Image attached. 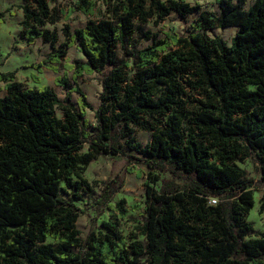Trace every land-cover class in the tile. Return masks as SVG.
Here are the masks:
<instances>
[{
    "label": "trees",
    "instance_id": "obj_1",
    "mask_svg": "<svg viewBox=\"0 0 264 264\" xmlns=\"http://www.w3.org/2000/svg\"><path fill=\"white\" fill-rule=\"evenodd\" d=\"M22 1L17 38L50 46L28 66L57 72L72 45L84 61L63 65L70 78L56 76L61 100L49 86L24 88L15 70L0 71V264H264V235L246 238L253 179L235 163L252 158L264 181V0H215L217 11L185 0H105L102 18L73 30L64 23L57 47L45 25L74 10L90 16L96 1L76 0L66 12L50 7L56 0ZM170 13L197 14L193 30L157 38L143 28ZM227 27L235 28L229 43L198 32ZM142 40L151 43L139 47ZM83 73L100 76L94 125L77 84ZM134 128L151 131V140L141 146ZM104 154L146 169L144 242L126 244L110 220L79 236L83 210L74 199L88 186L79 176ZM165 171L171 179L158 177ZM112 183L98 204L117 191Z\"/></svg>",
    "mask_w": 264,
    "mask_h": 264
},
{
    "label": "rangeland",
    "instance_id": "obj_2",
    "mask_svg": "<svg viewBox=\"0 0 264 264\" xmlns=\"http://www.w3.org/2000/svg\"><path fill=\"white\" fill-rule=\"evenodd\" d=\"M17 1L20 0H0V10L9 7L13 11L18 10ZM76 0H56L55 3H49L50 7L57 8L66 12L69 7H73ZM96 4L92 15H85L79 10H74L67 19L64 15L60 16L58 22L54 24L47 23L46 28L56 31L57 43L64 40L62 26L67 23L70 30L77 27H82L88 19L98 20L103 17L105 12V0H95ZM190 5H199V11H217L215 0H185ZM253 0H246V6H249ZM6 13V17H7ZM197 14L179 17L176 13H170L162 20L150 19L142 26L145 30H149L151 35L157 38H163L165 33L182 35L193 30V21ZM17 17L9 19L0 27V71L15 70V79L20 82L24 88H38L42 85L49 86L55 92L57 98L61 100L64 97V89L55 84L56 76L63 75L65 69L63 65L72 64L75 60L84 61L83 55L78 51L75 45L68 48L66 55L61 58L58 64V71L53 72L45 67L39 71L28 66L31 63H37L44 60L50 51L48 43L43 42L40 38L34 40L31 44H26L23 40L17 38L12 40L11 45L7 48V44L11 37L10 31L16 25ZM17 26V25H16ZM207 36H220L227 43L235 32L234 27L215 28L212 30L198 31ZM151 43V40H142L139 47H144ZM116 55L120 56L118 48L115 49ZM27 65V67H26ZM25 66V67H24ZM70 78L72 70L65 71ZM36 76L38 80H34ZM77 84L86 95L89 108L86 109L85 118L88 123L94 125V111L98 107V95L101 91L100 76L96 73H83L77 78ZM4 83L0 82V97L4 95ZM78 94L71 93V99L78 109L77 104ZM194 104V103H193ZM56 116H61V110L55 107ZM183 128L187 129L186 120L182 122ZM151 131L134 128L135 140L144 146L151 140ZM87 151L85 144L78 152L83 154ZM235 163L247 172V175L253 179L252 190L253 206L246 216V220L252 224V230L247 233L246 238L255 237L259 234L264 235V181L260 178V172L252 158L246 157L236 159ZM129 168V170H128ZM160 179H171L172 174L165 171L158 173ZM80 179H84L87 187L80 189L78 197H75V205L82 209L75 222L76 228L79 231V236L84 238L90 230H97L102 220H110L117 224V228L125 239L126 244H129L133 239L144 242V236L140 233L139 227L146 216L145 213V181L148 179L146 169L136 164L128 163L123 155H100L92 160L85 170L80 174ZM75 179H78L75 177ZM115 180V184L112 183ZM119 181V184H118ZM176 183L182 185L186 183L183 176L174 179ZM112 183L117 187L115 191L104 204H98L95 200L103 193V188L106 183ZM152 185V184H151ZM154 186V185H152ZM157 187V186H154ZM107 197V192H106ZM118 205L124 210L122 216Z\"/></svg>",
    "mask_w": 264,
    "mask_h": 264
},
{
    "label": "crops",
    "instance_id": "obj_3",
    "mask_svg": "<svg viewBox=\"0 0 264 264\" xmlns=\"http://www.w3.org/2000/svg\"><path fill=\"white\" fill-rule=\"evenodd\" d=\"M22 3H23L22 0L17 1V6L19 7L17 11H13L9 7H7V8L4 9V10H6V9L9 8L10 11H11V14L9 12H6L8 14L7 17H6V13H4V15H3V22L0 23V27L2 26V24L6 23L9 19H12L13 17H17V21H15V23H16L17 26L14 25L13 30L10 31L11 37H10L9 42L7 44V48H6L7 50H8V47L11 45L12 40L14 41V40L17 39V33H18L19 29H20L19 22L22 19V10L20 8V5H22ZM4 10H0V11H4Z\"/></svg>",
    "mask_w": 264,
    "mask_h": 264
},
{
    "label": "built area",
    "instance_id": "obj_4",
    "mask_svg": "<svg viewBox=\"0 0 264 264\" xmlns=\"http://www.w3.org/2000/svg\"><path fill=\"white\" fill-rule=\"evenodd\" d=\"M208 203L211 204V205H213V204L216 203V199L213 198V197H210L209 200H208Z\"/></svg>",
    "mask_w": 264,
    "mask_h": 264
}]
</instances>
